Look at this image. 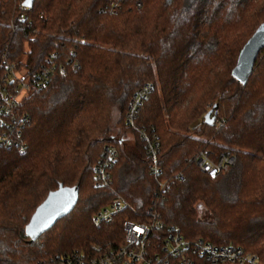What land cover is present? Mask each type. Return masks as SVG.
<instances>
[{
  "label": "trees",
  "instance_id": "1",
  "mask_svg": "<svg viewBox=\"0 0 264 264\" xmlns=\"http://www.w3.org/2000/svg\"><path fill=\"white\" fill-rule=\"evenodd\" d=\"M23 1L0 0V77L5 60L26 78L50 54L78 68L21 98L26 152L0 147V264H52L120 242L122 215L92 222L114 191L139 212L156 209L186 238L240 246L264 264V47L245 85L232 76L264 22V0ZM145 82L153 90L135 122L159 137L157 178L125 122ZM108 144L118 151L113 183L96 187L94 166ZM204 149H229L235 162L210 179L194 160ZM59 185H78L75 206L30 242L25 226Z\"/></svg>",
  "mask_w": 264,
  "mask_h": 264
},
{
  "label": "built area",
  "instance_id": "2",
  "mask_svg": "<svg viewBox=\"0 0 264 264\" xmlns=\"http://www.w3.org/2000/svg\"><path fill=\"white\" fill-rule=\"evenodd\" d=\"M57 55L47 57L46 66L31 77L19 74L15 64L5 60L0 77V147L14 150L19 155L26 152L23 140L24 114L17 111L23 95L32 87L45 86L58 73L67 75L78 68L77 62L57 65ZM153 90L152 82H145L131 95L125 114V122L137 131L144 142L150 162L148 170L155 178L162 169L158 163L159 137L136 125L140 106ZM118 160V151L112 144L106 145L101 159L94 166L96 187L112 186V170ZM194 160L199 170L210 179L227 171L235 162L231 150L199 151ZM182 179V175H178ZM165 182H159L163 189ZM120 220L121 241L114 244L93 243L88 250H73L50 259L52 264H253L257 258L242 247L233 244L219 245L204 238H186L179 227L168 226L154 208L146 212L135 210L131 204L114 191L112 199L92 216L96 227ZM142 229V231H136Z\"/></svg>",
  "mask_w": 264,
  "mask_h": 264
},
{
  "label": "water",
  "instance_id": "3",
  "mask_svg": "<svg viewBox=\"0 0 264 264\" xmlns=\"http://www.w3.org/2000/svg\"><path fill=\"white\" fill-rule=\"evenodd\" d=\"M34 0H24L22 6L30 8ZM264 47V22L261 23L240 50L232 76L245 85L252 73L254 62ZM78 199V185L67 187L59 185L48 192L45 199L36 207L24 228L30 242L49 230L59 219L73 209Z\"/></svg>",
  "mask_w": 264,
  "mask_h": 264
},
{
  "label": "snow or ice",
  "instance_id": "4",
  "mask_svg": "<svg viewBox=\"0 0 264 264\" xmlns=\"http://www.w3.org/2000/svg\"><path fill=\"white\" fill-rule=\"evenodd\" d=\"M136 231H142V229H136Z\"/></svg>",
  "mask_w": 264,
  "mask_h": 264
},
{
  "label": "rangeland",
  "instance_id": "5",
  "mask_svg": "<svg viewBox=\"0 0 264 264\" xmlns=\"http://www.w3.org/2000/svg\"><path fill=\"white\" fill-rule=\"evenodd\" d=\"M25 58V57H24ZM24 58L22 60H24ZM22 72V71H21ZM129 132V131H128Z\"/></svg>",
  "mask_w": 264,
  "mask_h": 264
}]
</instances>
